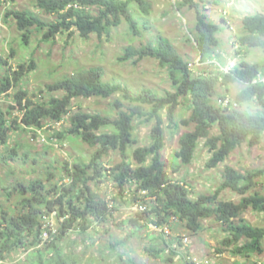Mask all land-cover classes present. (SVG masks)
<instances>
[{"label": "trees", "instance_id": "trees-1", "mask_svg": "<svg viewBox=\"0 0 264 264\" xmlns=\"http://www.w3.org/2000/svg\"><path fill=\"white\" fill-rule=\"evenodd\" d=\"M133 5L145 13L152 6L148 0H37V6L55 15V20L43 18L30 10L12 9L8 15L15 18L26 43L35 30L42 33L43 41L49 42L60 32L72 28L87 38L93 32L102 33L121 24L124 19L136 30ZM177 6L180 9L187 6L195 11L196 23L191 36L201 55V62H213L214 54L220 47L219 33L222 27L209 21L205 9L197 0H178ZM242 27L243 34L238 37V43L264 50V13L246 15ZM145 57L157 58L168 69L174 92L161 95L151 89H143L132 93L121 82L105 80L102 66H92L48 85V91H63L61 97L34 101L22 88L14 94L10 93L35 67L34 60L28 65L21 63L14 67L9 59L0 56V100L2 96H12V104L6 110L0 105V147L10 143L14 129L42 131L49 122L58 123L68 116L70 124L67 131L96 148L89 162H64L63 179L52 183L51 187L47 184L56 176L53 171L47 173V181L35 178L26 183L13 179L12 182L8 181L7 186L2 185L0 264H12V259H17V264H79L78 254L74 257L66 254L60 241L73 229L85 231L93 225L103 224L112 216L114 203L91 187L92 181L99 183L108 175L117 188L114 200L120 197L126 201L128 198L132 204L138 201L148 204V208L138 212L136 218L122 222L134 226L129 237L138 235L141 229L150 225L162 229L168 226L171 229L174 222L185 224L197 233L201 229L202 219L216 217L227 233L221 243L230 247L234 255L250 257L264 252V226H254L242 218L249 208L264 212V193H249L257 186V177L263 174V169L242 172L227 165L222 173V182L212 194L192 198L187 184L170 177L169 164L163 156L165 133L161 113L167 109L170 128L178 129L180 123L194 125L193 130L184 132L179 139L180 146L175 156L182 164L188 165L193 161L199 142L204 138L212 152L207 167H217L243 143L254 147L260 144L264 136V60L250 62L240 59L230 72L221 69L219 72L198 71L197 65L189 62L163 36L156 43L129 45L121 60L134 59V62H138ZM219 65L222 66L221 63ZM236 81L245 83L246 87L235 98L228 96L227 104L215 103L218 87L222 85L229 91L230 84ZM116 93H121L131 103L126 105L120 99L115 100L116 117L86 112L81 108L72 111L73 101L78 97L108 98ZM183 98L191 104L192 113L179 122L177 109ZM220 99L224 101L226 97ZM252 100L259 103L257 111L244 107ZM16 111H19L18 115H15ZM136 118L148 122L156 120L148 146L133 148L138 144L134 136ZM214 125L218 126L216 134L211 131ZM106 127H113V131H101ZM55 135L59 139L63 133L58 131ZM112 150H119L122 159L115 166L107 168L103 158ZM8 159H15V156L6 159V155L0 153V166L7 164ZM65 178L69 181L66 182ZM225 189L242 195L239 202L219 200ZM13 197L16 199L12 200ZM147 197H152L151 201H147ZM55 210L60 226L56 232L51 230L50 238L44 240L46 216ZM161 233L171 234L165 231Z\"/></svg>", "mask_w": 264, "mask_h": 264}, {"label": "rangeland", "instance_id": "rangeland-1", "mask_svg": "<svg viewBox=\"0 0 264 264\" xmlns=\"http://www.w3.org/2000/svg\"><path fill=\"white\" fill-rule=\"evenodd\" d=\"M148 1L152 5L148 13L133 5L136 30L124 19L121 24L102 33L93 32L87 38L72 28L70 31L60 32L56 38L46 42L42 40V33L35 30L30 41L26 43L15 18L8 15L10 10H30L49 20H55L56 16L40 9L37 0H0V56L9 59L14 67L21 63L28 65L31 60L35 63V67L26 73L19 86H15L10 93L14 94L22 88L34 101H47L53 96L61 97L63 91H48V85L92 66H102L105 80L121 82L128 86L132 93L141 92L143 89H151L161 95L174 92L175 87L168 69L162 66L157 58L145 57L138 62H134V59L121 60L129 45L156 43L161 36L168 38L189 62L195 63L198 71H226L232 62L237 64L243 58L250 62H263L264 50L241 46L238 37L243 34V18L246 15L264 13V0H197L205 9L209 21L222 27L219 33L220 47L214 54L213 62H201V55L191 36L196 23V14L192 8H178V0ZM262 71L264 74V68ZM245 87V83L239 81L232 82L229 91L221 85L216 91L214 102L217 103L222 97H226L228 102V96L235 98ZM117 99L126 105L131 104L121 93L108 98L78 97L73 101L72 111L81 108L86 112L116 117L117 110L113 103ZM11 104L12 96H2L0 105L4 110ZM244 107L252 111L260 108L256 100L250 101ZM161 113L165 133L163 156L168 161L170 177L187 184L191 189L192 198H197L200 194H212L222 182V173L227 165L242 172L259 169L264 171V136L260 144L254 147L243 143L213 168L207 167L212 152L206 145V139L202 138L193 161L188 165L182 164L175 156L180 146L179 139L184 132L193 130L194 125L185 126L180 123L178 129L170 128L167 109H163ZM191 113V104L184 98L181 99L177 120L182 122ZM18 114L19 111H16L15 115ZM134 123V136L138 144L133 148L150 145L151 130L156 120L148 122L136 118ZM69 124L67 116L58 123L49 122L41 132L14 129L10 143L0 147V153L6 155V159L11 155L15 156V159H8L7 164L0 166V188L2 185L7 186L8 181L12 182L13 179L26 183L35 178L47 181V173L53 171L56 176L47 184L51 187L52 183L63 179L64 162H89L96 148L84 142L80 136L69 133ZM58 131L63 133L59 139L55 135ZM101 131L112 132L113 127H106ZM211 131L213 134L218 133V126L214 125ZM121 159V152L112 150L103 158V163L107 168H111ZM257 180L258 184L250 194L264 193V172ZM91 187L102 197L111 200L114 210L112 216L103 224L93 225L85 231L73 229L60 241L66 254L71 257L78 254L79 264H186L189 256L202 264H264V252L240 257L234 255L230 247L223 246L221 242L227 233L216 217L202 219L201 229L197 233L185 224L174 222L169 235L161 233L162 228L150 225L141 229L138 235L129 237L128 234L134 230V226L122 222L128 218H136L138 214L131 201L120 197L114 200L117 197V188L109 175L99 183L92 181ZM241 197L237 192L225 189L221 192L219 200L239 202ZM54 217V229H58L60 220L57 215ZM242 218L254 226H264V212L249 208L242 214ZM175 238L179 240L176 241ZM11 261L12 264L18 263L17 259Z\"/></svg>", "mask_w": 264, "mask_h": 264}, {"label": "built area", "instance_id": "built-area-1", "mask_svg": "<svg viewBox=\"0 0 264 264\" xmlns=\"http://www.w3.org/2000/svg\"><path fill=\"white\" fill-rule=\"evenodd\" d=\"M235 65H236V63L235 62H232L226 71L227 72H230L231 69H233ZM262 79L264 80V77H262ZM219 102L220 103L222 102L224 104H227L228 103V102H226V100H224V101L223 100H220ZM38 132H41V130H39ZM67 180L69 181L68 178L65 179L66 182H68ZM142 193L145 194L146 191H142ZM150 199H152V197H147L146 198L147 201H149ZM143 203L144 202L138 201V203L132 204V206H133L134 209H136L137 212H143V211H145L148 208V206H147L148 204L147 203L146 204H143ZM56 214H57V211L55 210V211H53L51 213V215L46 216V218H47V224H46V228H44V231H43V239L44 240H48L50 238V236H51V233H50L51 230L54 231V232L57 231V229H54V223H53V219L55 218L54 216ZM161 231H165L168 234L171 233V230H170V228L168 226H166L164 229H161ZM187 259H188L187 260V263L188 264H202L201 261H199L196 258H193L191 256H189Z\"/></svg>", "mask_w": 264, "mask_h": 264}, {"label": "clouds", "instance_id": "clouds-1", "mask_svg": "<svg viewBox=\"0 0 264 264\" xmlns=\"http://www.w3.org/2000/svg\"><path fill=\"white\" fill-rule=\"evenodd\" d=\"M188 259H186V261H187Z\"/></svg>", "mask_w": 264, "mask_h": 264}]
</instances>
